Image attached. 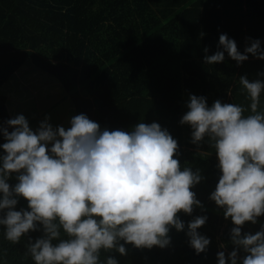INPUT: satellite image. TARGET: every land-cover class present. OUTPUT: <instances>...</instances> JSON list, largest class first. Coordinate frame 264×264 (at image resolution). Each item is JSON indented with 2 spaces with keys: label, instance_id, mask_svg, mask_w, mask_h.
I'll use <instances>...</instances> for the list:
<instances>
[{
  "label": "trees",
  "instance_id": "16d2710c",
  "mask_svg": "<svg viewBox=\"0 0 264 264\" xmlns=\"http://www.w3.org/2000/svg\"><path fill=\"white\" fill-rule=\"evenodd\" d=\"M221 34L234 40L241 54L256 40L264 51V0H0V88L30 59L59 81L77 115L85 114L109 131L158 123L178 143L175 158L181 170H199L203 177L191 189L202 208L194 207L191 215L178 213L185 229H170L168 246L137 249L126 244L123 256L101 251L100 264L108 257L118 264H218L221 251L231 264L228 256L237 250L231 242L235 225L210 199L221 175L218 158L208 137L193 143L191 126L180 123L191 95L204 97L208 107L219 100L240 104L245 116L251 114L239 78L264 82V60L248 54L238 65L225 52L223 62L204 63L205 55L223 51ZM258 111H264V91ZM12 118L8 97L0 94V145L6 142L3 129L13 131L7 127ZM4 155L0 147V157ZM2 163L0 159V167ZM17 175L7 181L11 187L18 183ZM21 209L29 210L22 197L14 210ZM197 216H207L197 231L210 240L199 255L186 235L187 224ZM262 227L264 215L255 224L246 222L241 234ZM38 228L13 244L0 225V264H34L27 248L43 235ZM237 252V264H242L246 253L242 248Z\"/></svg>",
  "mask_w": 264,
  "mask_h": 264
},
{
  "label": "clouds",
  "instance_id": "9594fccd",
  "mask_svg": "<svg viewBox=\"0 0 264 264\" xmlns=\"http://www.w3.org/2000/svg\"><path fill=\"white\" fill-rule=\"evenodd\" d=\"M219 46L223 51L205 55L204 63L223 62L225 52L238 65L248 54L264 60L259 40L245 54L226 34L219 36ZM239 83L251 114L219 100L208 107L204 97L191 95L180 123L191 126L193 143L208 137L215 150L221 175L210 199L235 225L231 242L246 253L242 264H264V227L241 234L246 222L255 224L264 215V111H258L264 82L242 76ZM49 119L36 131L23 115L9 119L13 131L3 129L6 142L0 145L6 153L0 157V225L13 244L42 226L43 235L27 248L34 264H100L101 251L123 256L126 244L165 248L170 229H185L178 213L202 208L191 190L203 179L200 171L181 170L178 143L158 123L109 131L85 114L73 116L67 129L54 128ZM13 173L18 183L11 187L7 181ZM20 197L29 210H14ZM206 221L207 216H197L187 224L190 247L198 255L210 244L197 231ZM237 250L228 256L231 264H237ZM217 258L226 264L223 251ZM106 264L118 261L108 257Z\"/></svg>",
  "mask_w": 264,
  "mask_h": 264
},
{
  "label": "rangeland",
  "instance_id": "374dc122",
  "mask_svg": "<svg viewBox=\"0 0 264 264\" xmlns=\"http://www.w3.org/2000/svg\"><path fill=\"white\" fill-rule=\"evenodd\" d=\"M8 97V107L13 118L23 115L29 127L36 131L45 117L55 128L70 127L76 114L75 106L59 83L47 72L40 70L30 59L0 88ZM50 147V145H49Z\"/></svg>",
  "mask_w": 264,
  "mask_h": 264
}]
</instances>
